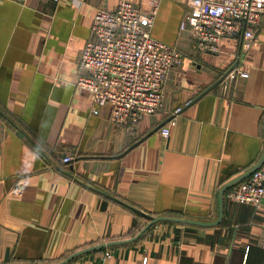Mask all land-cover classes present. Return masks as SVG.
<instances>
[{
	"label": "crops",
	"instance_id": "0c3cea01",
	"mask_svg": "<svg viewBox=\"0 0 264 264\" xmlns=\"http://www.w3.org/2000/svg\"><path fill=\"white\" fill-rule=\"evenodd\" d=\"M118 1L0 0V264L55 263L129 238L148 221L132 206L188 220H157L63 264H264V196L232 201V184L220 195L264 148V13L248 47L242 29L199 50L179 28L189 0H161L151 33L182 60L158 110L116 124L75 81L96 9Z\"/></svg>",
	"mask_w": 264,
	"mask_h": 264
},
{
	"label": "built area",
	"instance_id": "2783aa9c",
	"mask_svg": "<svg viewBox=\"0 0 264 264\" xmlns=\"http://www.w3.org/2000/svg\"><path fill=\"white\" fill-rule=\"evenodd\" d=\"M12 1L24 5L27 0ZM160 1L147 0L145 9L132 0H119L114 10L98 7L90 37L80 49L78 66L84 71L75 83L91 91V111L97 113L100 106L108 105L110 119L116 124L137 122L144 114L158 110L164 76L182 60L176 45L151 33ZM263 13L264 0H189V10L179 28L189 33L193 46L199 50H216L220 37L243 29L242 44L248 47ZM180 109L177 106L174 111ZM169 131V124L161 126L162 134ZM71 158L72 154L62 157L64 161ZM225 196L257 207L264 196V158L248 175L229 186ZM104 253L110 255L111 251ZM145 261L146 256L142 264Z\"/></svg>",
	"mask_w": 264,
	"mask_h": 264
},
{
	"label": "water",
	"instance_id": "95a60500",
	"mask_svg": "<svg viewBox=\"0 0 264 264\" xmlns=\"http://www.w3.org/2000/svg\"><path fill=\"white\" fill-rule=\"evenodd\" d=\"M236 65V62H234L232 65H230L222 74L219 78H217V80H215L212 84H210L209 86H207L205 89H203L199 94H197L194 98H192L191 100H189L187 103H190L191 101H193L194 99H196L197 97H199L203 92H205L207 89H209L212 85H214L215 83H217L218 81H220L234 66ZM158 127V126H156ZM154 129V128H153ZM263 134H264V125H263ZM264 158V148L262 150V153L258 159V161L248 170L244 171L243 173L231 178L230 180H228L226 183H224L220 189V195L222 196L223 191L226 187H228L229 185L233 184L234 182L244 178L246 175H248L252 170H254L257 166H259V164L262 162ZM138 213H140L141 215L145 216L148 218V221L140 228V230L133 236L129 237V238H125V239H115V240H109L107 242H101V243H97V244H93L91 246H87L85 248H81L78 249L70 254H68L63 260H60L59 262H55V263H33V264H63L64 262L67 261V259H69L70 257H73L75 255H78L80 253H83L85 251L91 250V249H95V248H100L106 245H111V244H116V243H121V242H125V241H130L132 239H135L136 237H138L142 232H144V230H146V228L152 224L153 222L157 221V220H161V219H172V220H188L187 218L184 217H175V216H166V215H153L150 214L149 212H146L143 209L140 208H136L133 207Z\"/></svg>",
	"mask_w": 264,
	"mask_h": 264
}]
</instances>
